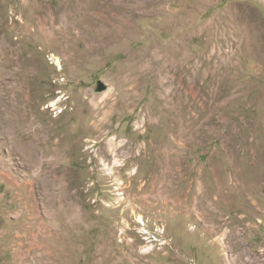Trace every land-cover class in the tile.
<instances>
[{"label": "rangeland", "instance_id": "rangeland-1", "mask_svg": "<svg viewBox=\"0 0 264 264\" xmlns=\"http://www.w3.org/2000/svg\"><path fill=\"white\" fill-rule=\"evenodd\" d=\"M0 264H264V0H0Z\"/></svg>", "mask_w": 264, "mask_h": 264}, {"label": "bare ground", "instance_id": "bare-ground-1", "mask_svg": "<svg viewBox=\"0 0 264 264\" xmlns=\"http://www.w3.org/2000/svg\"><path fill=\"white\" fill-rule=\"evenodd\" d=\"M120 18V17H119ZM24 74V73H23ZM26 83V82H25ZM31 89V88H30ZM30 91V90H29ZM23 94V93H22ZM32 97V96H31ZM25 101V100H24ZM20 103H21V100H20ZM29 103V102H28ZM29 105V104H28ZM27 107V106H26ZM14 108V107H13ZM29 109L31 108V107H28ZM28 109V110H29ZM15 134V133H14ZM21 145V144H20ZM25 151H27V152H30L31 153V151H32V147H31V145H28V144H26V145H23V146H21ZM36 150V149H35ZM55 150V149H54ZM24 152V151H23ZM34 152V151H33ZM32 154V153H31ZM133 160V159H132ZM134 161V160H133ZM131 162H129V164H130ZM133 163V162H132ZM125 167H128V164L125 166ZM111 170V169H110ZM113 170V169H112ZM118 181V180H117ZM140 182V181H139ZM68 186V185H67ZM122 187H124V184H122L121 185ZM154 188V187H153ZM120 190V189H119ZM124 190V189H123ZM142 190H144V189H142ZM126 191V190H125ZM121 192V191H120ZM142 193V192H141ZM137 194H139V193H137ZM137 197V196H136ZM135 199V198H134ZM142 200V199H141ZM124 201V200H123ZM140 201V200H139ZM201 204H202V202H201ZM198 206V205H197ZM207 212V211H206ZM218 214V213H217ZM221 215V214H220ZM211 217V216H210ZM217 218V217H216ZM209 220V219H208ZM220 220V219H219ZM221 221V220H220ZM226 224V223H225ZM204 225V224H203ZM219 225V224H218ZM221 225H223L222 223H221ZM220 226V225H219ZM213 228V227H212ZM220 229H219V227H215V229H214V231L213 232H215L216 233V231H219ZM222 230V229H221ZM212 232V233H213ZM228 243V242H227ZM226 243V244H227ZM229 244V243H228ZM226 250V249H225ZM229 254V253H228ZM231 260V259H230Z\"/></svg>", "mask_w": 264, "mask_h": 264}]
</instances>
